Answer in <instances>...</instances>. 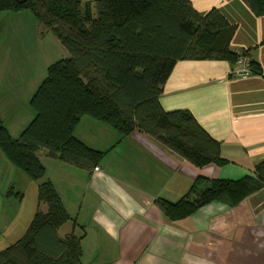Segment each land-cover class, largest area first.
Listing matches in <instances>:
<instances>
[{
    "label": "trees",
    "instance_id": "trees-1",
    "mask_svg": "<svg viewBox=\"0 0 264 264\" xmlns=\"http://www.w3.org/2000/svg\"><path fill=\"white\" fill-rule=\"evenodd\" d=\"M243 1L264 16V0ZM21 10L31 11L58 36L69 58L49 67L31 100L35 117L20 137L14 138L0 118V149L15 168L40 182L39 204L48 207L47 212L39 208L24 237L0 251V264H83L82 238L59 235L71 217L55 185L45 179L41 150L79 168H98L104 153L75 134L82 117L90 116L123 136L143 132L196 167L223 165L221 143L193 114L163 109V87L183 60L236 65L247 57L251 75L264 72L248 51L231 48L236 28L218 10L203 16L189 0H0V12ZM205 182L204 189L195 183L177 202L159 199L164 216L177 222L213 201L242 202L264 188V161L253 175Z\"/></svg>",
    "mask_w": 264,
    "mask_h": 264
},
{
    "label": "crops",
    "instance_id": "crops-1",
    "mask_svg": "<svg viewBox=\"0 0 264 264\" xmlns=\"http://www.w3.org/2000/svg\"><path fill=\"white\" fill-rule=\"evenodd\" d=\"M189 1L203 16L218 10L236 28L231 48L248 51L264 72V16L253 13L243 0ZM21 13L24 11L0 12V65L9 54L4 44L7 39L10 42V21ZM25 16L27 20L31 17L26 12ZM236 69L227 60L179 61L160 97L166 112H190L221 143L223 165L196 167L140 131L123 136L118 130L117 135L111 126L114 132L92 143L76 127L78 139L106 153V160L97 172L55 159L62 163L58 164L61 176L48 179L46 174L45 179L55 185L71 217L59 235L82 238L83 264H264V188L236 205L213 201L177 222L168 220L157 204L159 199L179 201L195 183L203 186L205 181L253 175L264 161V76L233 77ZM84 118L94 119L83 116L81 121ZM112 150L116 158L109 157ZM40 159L52 163L47 151L40 152ZM23 173L0 152L2 186L18 188L10 184L11 176L23 180ZM36 185L39 191L40 182ZM39 208L48 210L47 205L39 204L38 196L36 213ZM11 225L9 218L0 222V238Z\"/></svg>",
    "mask_w": 264,
    "mask_h": 264
},
{
    "label": "rangeland",
    "instance_id": "rangeland-1",
    "mask_svg": "<svg viewBox=\"0 0 264 264\" xmlns=\"http://www.w3.org/2000/svg\"><path fill=\"white\" fill-rule=\"evenodd\" d=\"M23 11L21 16L12 17L13 19L10 21L9 29L12 31L10 42L7 39L4 44L9 54L7 59L3 60L4 64L0 65V115L11 134L13 133V137H20L24 127L29 125L35 116L31 105L32 96L46 79L49 67L62 59L69 58V53L58 36L48 31L43 22L31 11ZM25 12L31 16L29 20L26 19ZM32 93L34 94L32 95ZM96 124H101L100 126H104V129H100ZM115 130L118 135V129L115 128ZM77 131L85 140L92 143H95V140L104 139L103 135L106 136L109 132H114L108 123L87 118L80 121ZM43 151L45 150H41V152ZM0 152L9 161L1 149ZM110 152V158L117 157L114 150ZM106 155L104 153L103 156ZM104 157L101 160L102 163L106 160ZM51 160L52 163L45 164L43 162V164L48 179L51 176L55 179L54 175L61 176L62 166L59 167L58 164L62 163L52 158ZM111 167L114 169L115 164L113 163ZM78 172H84V170ZM23 176V180L17 175L11 176L10 184L14 183L18 187L15 188L12 185L14 189L12 186L5 188L0 181V222L9 218L12 223L8 234L0 238V251L14 244L27 231L36 213L38 204L36 181L31 180L28 176L27 181L26 174L23 173ZM72 179L74 182L80 183L79 177L72 175ZM205 186L206 183L198 188L204 189ZM79 191L78 189L77 192ZM68 192L71 194L72 190H68ZM73 201L76 203V200ZM81 202H78L79 206Z\"/></svg>",
    "mask_w": 264,
    "mask_h": 264
},
{
    "label": "built area",
    "instance_id": "built-area-1",
    "mask_svg": "<svg viewBox=\"0 0 264 264\" xmlns=\"http://www.w3.org/2000/svg\"><path fill=\"white\" fill-rule=\"evenodd\" d=\"M237 69L233 72L234 76H247L251 74L250 71V64H249V59L247 57H241L237 61L236 64ZM95 171H99V168H96Z\"/></svg>",
    "mask_w": 264,
    "mask_h": 264
},
{
    "label": "water",
    "instance_id": "water-1",
    "mask_svg": "<svg viewBox=\"0 0 264 264\" xmlns=\"http://www.w3.org/2000/svg\"><path fill=\"white\" fill-rule=\"evenodd\" d=\"M28 0H17V2L18 3H21V4H23V3H26Z\"/></svg>",
    "mask_w": 264,
    "mask_h": 264
}]
</instances>
